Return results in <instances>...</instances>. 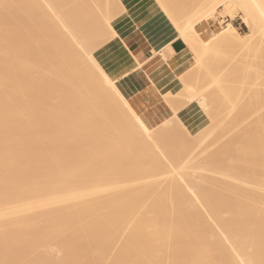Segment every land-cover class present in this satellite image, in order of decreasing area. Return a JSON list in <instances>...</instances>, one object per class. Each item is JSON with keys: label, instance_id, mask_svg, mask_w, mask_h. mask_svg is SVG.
<instances>
[{"label": "bare ground", "instance_id": "1", "mask_svg": "<svg viewBox=\"0 0 264 264\" xmlns=\"http://www.w3.org/2000/svg\"><path fill=\"white\" fill-rule=\"evenodd\" d=\"M107 1L110 3L109 0ZM113 1L114 0H111L112 4L114 3ZM228 1L230 4L239 3L245 6V0ZM155 2L158 6L157 10L164 12L176 27V35L184 39L187 44L186 47L190 43L194 45L195 48H198V45L207 41L210 42V45L214 49L228 46L232 41L231 33L237 32L235 26L229 23L228 30L216 29L214 35L204 39L202 34L198 32L196 25L189 27L185 26V24L183 25V23L178 21V15L175 9L169 8V6L163 7L164 3L170 5L177 2V4H179V1L156 0ZM185 2L183 4H185ZM105 3L108 4L105 0H0V6H4V8L2 6L3 9L7 7L12 9V12L16 10L20 12L18 13L19 17L21 15L20 18L24 15L31 23H29L31 27L29 26V29L20 39L17 36L18 34L16 35L13 30L22 27V22L16 21V19H14L15 21L9 19L6 23L7 26L5 25L6 27L0 25V143H5V145L1 144L3 147L0 149V245L3 247L8 245V248L11 244H17L18 242L24 243L25 245L26 243L28 244V242H32L34 239L33 237L37 235L35 238L38 240L36 241L37 244L35 243L37 247L34 245L35 247L33 248L39 251L37 252L35 249L32 251L36 252V254H41L39 255V259L42 257L40 260L44 261V256L46 255L45 257L49 258L50 262V256H53L55 258L59 257L58 260L62 257L61 259H69L74 263L77 261L76 258H74L76 261L70 259L73 255L69 256L70 258L65 256L67 246L72 242L66 245L64 243L65 241L63 242L62 240L76 237L75 239L79 238L83 241L81 243H84V245L85 242H87L86 245L88 244V246L85 245L86 249L92 246L95 250L94 255H96V257L100 256L101 258H99L103 260L102 255H104L106 264H119L120 260L117 259V261L115 258H122L127 255L128 260L124 261L127 262L124 263L122 261L120 262L121 264H264V226L260 227H263L262 229L259 228V222L264 220V109L260 111V109H262L261 107L258 117L249 120L248 124L254 123L253 127L247 124L248 128H254V133L249 139H247L246 136L250 133L245 135L246 131H244L242 127L239 129V133H236L238 135L237 138H240L238 139L239 143L233 142L231 139V143L233 142L235 145L234 151H230L232 153L234 152L232 155L230 154L232 165L228 163V165H231L230 169H227L225 172L223 171L225 175L222 173L223 176H220L219 183L223 181V183L227 185L224 190V200H231L234 202L235 207L223 214L227 217L228 221L219 223V219L217 220V217H215L217 213L214 212V216L211 207L203 198L209 192L208 189H212L209 185L211 181L213 182V178L211 177L212 179L210 180V176L207 177L205 176L206 173L202 174L200 172V174L198 173L199 175H196L199 177L202 174L204 178L203 176L200 179L197 177L199 179V181L197 180L199 184L197 181L195 183H190L188 181L189 179H187L188 173L189 176L190 173H192V176L193 172L195 173V169L191 172L192 168H200L201 164H204L205 167L207 163L212 160L210 159L207 163H198V165L196 161H194L195 165H192L191 163L193 162H190L191 166L189 165L188 157L187 160H184L185 162L182 161L183 158L180 157V163L175 161V163H177L175 164L174 160L170 159L173 155L171 156L170 154L169 157L167 156L169 153L173 154L175 147L173 151L170 152L172 148L170 147V149L169 146H166L164 141V138L169 136L167 130L168 126L161 125L160 128L156 129L150 120L146 119L144 115L138 113L130 105L129 101L116 84V82L127 77L131 72L140 68L141 63L136 59L135 55L127 47L124 40L117 32L114 23L115 15H113V19H111L109 15L107 16L109 12L108 9L110 10L113 5L110 3L109 5L111 7H105ZM196 3L198 6L197 9L199 10L200 8L202 11L201 13L205 17L214 15L218 10L216 7L207 9L208 0H197ZM222 3L223 2H220L219 6H221ZM194 4L192 3V5ZM145 11L146 9L144 12ZM245 12L247 14L243 17V22L250 29V34L247 35L245 41L252 42L258 36L259 28L256 20L251 17L250 13L248 11ZM108 17H110V19ZM129 24L130 23L126 26L128 27ZM126 26L125 28H127ZM120 32H122V30ZM17 41H20V46L18 47ZM94 42H96L95 45ZM236 46L238 51L241 52V56L246 60L249 58V53L255 50L253 47L247 48L243 44H236ZM257 48L259 49L257 50ZM257 48L256 50L259 52L260 49L264 51V45L261 47L258 46ZM35 52H37L36 54L38 55H34ZM262 53L263 52H261V55ZM226 58L227 61H229L230 55ZM256 63L255 59V67L256 65L259 66V63L261 66L264 65L262 64L263 62ZM254 64H252L253 67ZM116 68L121 69L122 72L120 75H117V77H114L113 72ZM257 68L259 70L261 67ZM247 70L249 73L245 80L246 84H242L243 86L241 85V87L245 89L244 92H241L242 88L241 91L239 88L241 94L240 92H238V94L236 91L238 89H233L236 83L231 84V87H233L232 90L236 91L234 94H238L241 100L244 99L245 104L248 99H261L259 98L261 96L260 92H264V77L261 76L259 71L258 73L260 75L256 72H252V70L251 74L254 73L253 75L255 77L251 75L252 77L249 80L250 71L249 69ZM263 71L260 72L262 73ZM190 85L188 87H190ZM37 86L39 89H36ZM252 88L255 90H251ZM251 91H253L254 94H252ZM213 92L216 91L213 90ZM255 93L257 96H254L256 95ZM216 96L218 97V95ZM246 96L249 98L247 97V99H245ZM262 98H264L263 95ZM43 99H47V101H45L46 103H40ZM230 100L232 99L230 98ZM212 101L211 98L209 102L212 103ZM233 101L237 100L234 99ZM216 102L215 105L219 103ZM241 103H243V101ZM222 104L223 102L221 105ZM257 104L255 103L254 107L261 105ZM232 105H229L228 108H231ZM208 107L210 111L211 106H207V108ZM218 108H216V110H218ZM213 109L211 111H213ZM246 109L245 107V111H248ZM252 109H250V111ZM232 110L233 109H231V112ZM229 112L230 111H228V113ZM50 113H56L55 117H53L57 119L58 122L57 120L52 122V117L49 122H47L48 119L43 118L44 114L48 116ZM210 114H212V112ZM222 114L224 113L222 112ZM242 123H244V121ZM118 127L130 134L128 140L121 139L122 135L117 131ZM199 132H202V130ZM201 135H203V133H199V138ZM234 135H231V137ZM219 137L222 138V134ZM235 137L236 136L232 138L235 140ZM197 140L196 138V141ZM228 140L230 139L228 138ZM202 141L198 140L197 142L202 144ZM135 142H143L144 146L135 148ZM180 143L182 142H179V144ZM197 144L198 143H193V145H196L194 147L195 149H197L199 145ZM212 145L213 144L209 145V149ZM188 147L191 146L185 148ZM198 148H201V146ZM221 149L220 151L222 152L223 148ZM37 150L39 152H37ZM72 150H74V152ZM188 150H190V148ZM205 150H208V148ZM40 151L44 152L42 153L45 154L43 156H46V160L40 161V156H38L39 160L32 157V154L35 152L42 154ZM182 151H184L183 148ZM70 152H73V154L71 153L72 155H70ZM177 152H179V150ZM199 153H202V151ZM38 154H35V156ZM215 154H209L207 156L208 160L209 156H215ZM67 155L68 159L71 156L68 165L66 162L68 161ZM219 155L220 154H217V156ZM174 156L179 157L177 155ZM52 157L53 159H51ZM147 157H158L159 161L162 160L163 169L159 167L161 171H159L160 173L158 172L160 175L157 173V177L154 175V171H151L152 168H148L147 170L145 166L146 159H148ZM204 158L206 159V157ZM225 158L227 159V157ZM189 159L192 161L191 159L194 160L195 158ZM129 162L132 166L128 168L126 165H128ZM181 162H183V164H181ZM213 163L212 165H214ZM63 165L65 168H63ZM158 165L159 163L157 166ZM236 165L237 167L241 166L243 168L254 169L255 172L254 170H250L251 172L247 171L250 174H247L245 169V171L238 172V174L237 171L239 169L237 168L238 170L235 171ZM186 166H188L190 170ZM208 167L210 168V165ZM185 169L187 171H185ZM146 170L148 172L150 170L152 175H150V172H146ZM201 170L204 172L205 168ZM80 173H82V175H79ZM214 173L215 171H213V174ZM216 173L214 175L209 173V175L211 174L216 177ZM4 174L5 176H2ZM144 174H146V176H144ZM76 175L82 177L78 178ZM101 176L104 177L102 178ZM37 178L43 180L38 181ZM215 180L217 179H214L213 183H215ZM171 181L173 183H178L180 188L182 187L181 189H183L182 192H186L184 193L185 195L188 194L186 197L189 199L185 197L188 201L186 199L181 200L183 195L179 197V193L174 195L168 192V194H166L165 191L159 192L162 187L165 189V185ZM192 183H197V187L202 185V188H199H204L203 190L207 188L208 192H204L205 194L203 195L200 189L195 187ZM212 186L215 188L214 184ZM156 188H158V190L160 189L157 194L155 192ZM161 191H163V189ZM147 192H151V197L149 195L146 201V197L142 198L144 199L142 203L136 202L138 197L134 195L139 193L144 197L145 195L148 196ZM166 202L174 205V207L176 206L177 208H175L179 209V212L180 208L185 210V208L188 209L189 207L195 210L194 213L191 211L193 214H195L196 211L202 213L205 216V220L207 219V224H211L210 226L213 228H211L212 233L206 231L207 234H210L207 236V234L204 233L205 228L201 227V225L199 228L197 224L199 221L196 222L197 218L193 220V217L191 222H196L197 226H195V228H199L198 232L202 228L203 232H200H202L203 235L206 234L207 237H202V233L198 235L200 232L197 234V231L196 234L195 231H193L192 234L189 233L191 231H186L189 234L184 233L183 227H188V224H192L189 222L190 220H186L188 219L186 218L188 215L183 218L187 210L186 213L184 211V213L182 212L181 220L176 219L178 222L173 224L172 227H169L167 224L168 218L161 219V214L158 215V213H155L156 211H153L161 210V208L163 209V205H166ZM218 206L220 208V205ZM170 207L169 209H173V207ZM103 208L108 209L102 211L101 209ZM190 209L188 210L189 215ZM178 211L176 210V212ZM163 212L165 213V211ZM171 212L173 213L172 215L176 214L173 211ZM202 214H200V216ZM176 216H178V214ZM181 216H178V219H180L179 217ZM193 216L194 218L196 217L195 215ZM169 218V221H171L170 215ZM201 221L200 224H203L204 222L201 223ZM169 223L172 225L171 222ZM192 225L194 226V224ZM209 225H207V227ZM208 229L206 228V230ZM181 236L182 241L179 243L186 240L185 243H187V248L183 243L184 248H186V250L183 249L186 256L185 254L184 256H180L179 254V258L176 256L177 254L175 251H177L179 247L182 250L183 246H178L176 245L177 243L174 244V240L176 241L179 239L178 237ZM53 237L55 239L56 237L63 238L58 242L62 241L65 246L61 244L62 242L60 243L61 245H59V243L58 245L53 243ZM75 239L72 241L75 242ZM111 241L112 244L113 242H123L126 246L132 247L135 253L133 254L132 252V254H129L128 251L130 249L129 247L126 249L124 244L120 246V244L115 245V243V246L112 245L111 248L109 245V249L107 243H111ZM216 242H219L225 250L224 260L220 259L221 256L218 255L219 253L213 254V247L210 245ZM106 244L108 252L105 251L102 253L101 251H103V249L101 247L104 245L106 246ZM209 246L212 249H210ZM76 247L78 246H74V248L71 247V249L73 250ZM258 248L262 249L260 250L261 253H259ZM2 249L4 252L7 248L4 250V248L0 247V250ZM12 249L10 251L6 250L8 253L5 252L9 254V252L13 251ZM81 249L86 253L84 248ZM100 249L102 250L100 251ZM220 249L221 248H219L218 251H220ZM254 249H257L255 254H253ZM152 250H155V252H153L155 253L154 256L149 255L150 252L152 254ZM181 250L178 252H183ZM24 251L27 250L24 248ZM32 251H29L30 256L33 254L34 256L32 257L34 259L35 257L37 258L38 256H35L36 254ZM40 252L45 255L43 254L42 256ZM79 252L77 253L79 254ZM190 252H192L191 255H189ZM216 252L214 250V253ZM21 253H23V251ZM172 254L178 257L176 258L177 260L173 259L175 257H173ZM187 254L189 256H187ZM14 255L15 254L12 253L11 256ZM213 255H217L221 262L217 260V257L216 260H214ZM25 256L26 255L21 257L22 261L28 259L29 254L28 257ZM211 256L213 257L211 258ZM5 257L3 256L4 260ZM32 257H30V259H32ZM53 257V261L56 260ZM3 258H0L2 260L0 263L2 264ZM93 259L92 257V261ZM47 260L48 259L45 260L46 264L49 262V260ZM31 261H33V259L29 261V264ZM45 261L42 263L44 264ZM59 261L62 262L61 264L69 263H66V261L63 263V260ZM78 261L74 264H78ZM114 261L116 263H114ZM20 262L19 264H21ZM80 262L81 261H79V263ZM86 263L87 260L84 264Z\"/></svg>", "mask_w": 264, "mask_h": 264}, {"label": "rangeland", "instance_id": "2", "mask_svg": "<svg viewBox=\"0 0 264 264\" xmlns=\"http://www.w3.org/2000/svg\"><path fill=\"white\" fill-rule=\"evenodd\" d=\"M108 4H104L105 5V7H111L109 4L111 3V5H113V7L112 8H110V10L108 9V13H107V16L109 15L110 17H111V19H113V15H115V17H114V19H116V18H122V17H124V16H126L127 15V8L125 7V6H123V4H122V2H123V0H116V2H115V0L113 1L114 3L112 4V2H111V0H109L110 1V3L107 1V0H105ZM149 1V4H150V6H151V8L152 7H154V10H153V13H156V11H158L157 9H158V6H157V4H156V0H148ZM176 1H179L178 3L179 4H177V2H175V3H173V4H168V3H164L163 5V7H168L169 6V8H172V9H175L176 11H177V15H178V21L179 22H181V23H183V25L185 24V26H187V27H189V26H192V25H196V28H197V30H198V32H200L201 34H202V36L204 37V39H207V38H210L212 35H214V31L216 30V29H222V30H228V28H229V23H231V24H233L234 26H235V28H236V30H237V32H233V33H231V43L228 45V46H222V47H218V48H216V49H214L211 45H210V42L209 41H207V42H204V43H202V44H200V45H198L199 47L198 48H195L194 47V45H191L190 43L188 44V46H187V48L182 52V53H180V54H178V55H176L175 56V58L171 61V63H170V66L171 67H175V66H177L179 63H181V62H183V61H185L187 58H189V57H193L192 58V62H191V64H190V66H189V68L185 71V72H183L180 76H176L175 75V80L173 81V83L172 84H170L166 89H164V92H165V99H166V101L169 103V105H170V107H171V114H168L165 118H161V119H158V120H156L155 122V124H154V127L156 128V129H158V128H160V126L161 125H167L168 126V128H167V130H168V132H169V138L168 137H165L164 138V141H165V143H166V146H169V148L171 149L170 150V152L171 151H173V148H174V152H173V154L172 153H169V154H167V156L169 157V155L171 154V156L173 155H177V156H179V157H176V156H170L171 158L170 159H173L174 160V163H175V161L177 162V163H180L179 162V160H181L180 159V157H182L183 158V160L182 161H184V160H187V157H188V161H189V165H195V162L194 161H196L197 162V165H198V163L200 164V163H207L208 161H210V159L212 160L211 162H209V163H207V165L209 164L210 165V168L207 166V168H206V166L204 167V164H201L200 165V168L198 169V168H192V170H191V172L194 170L195 171V173L193 172V176L191 175L192 173H190V176H189V173H188V177H187V179H189L188 181L191 183V182H196L197 180L199 181V179L200 178H202V176H203V178H204V175H202L203 173H206L205 174V176H207V177H209V179L211 180L212 178V180H213V182H214V179H217V180H215V183H213L212 181H211V184L213 185L214 184V186H215V188L211 185H209V187L210 188H212V189H208V191H207V188L205 189V190H203V189H201L202 188V185L200 186L199 185V187H201V188H199V187H197V183H198V181H197V183L196 184H194V183H192L195 187H197V188H199L200 189V192L204 195L205 193H207L203 198H204V200L208 203V205L211 207V210H212V213L214 214V216H215V213L214 212H216L217 213V215L215 216V217H217L216 219L218 220V221H220L219 223H225L226 221H228L227 220V217H225L223 214H225V212L226 211H228V210H230L231 208H233V207H235V204H234V202H232L231 200H224V190H225V188L227 187V185L226 184H224L223 183V181H221L220 183H219V179L221 178L220 176L222 175V173H224L225 171H227V169H230V166L232 165V162H231V155L234 153H232V152H230L231 150H233L234 151V143L233 142H238L239 143V140L238 139H240V138H237L238 137V135L236 134V133H239L238 131H239V129L242 127V128H244V131H246V133H245V135H247V133H250V134H248L247 136H246V138L247 139H249L252 135H253V133H254V128H252L251 129V127L250 128H248L247 127V124H248V122H249V120H253L252 118H257L258 117V115H259V109L262 107V109H260V111H262L263 109H264V98H262V95H263V97H264V92L262 93V92H260V97L259 98H261V99H254L253 98V100H251V99H248V100H246L245 102H246V104L244 103V99L243 100H241L239 97V93L238 92H240L241 91V85L242 84H246V77H247V75H248V70L247 69H249V71H250V77H249V80H250V78L252 77L251 75H253V74H251V71L252 72H256L257 74H261V76L262 77H264L263 76V68H264V65L263 66H261V64L259 63V62H263L262 64H264V51L262 50V49H260V52L259 51H257L259 48H257L258 46L259 47H261V46H263L264 45V0H245V6H242V4H239V3H236V4H230V2L228 1V0H208V3H207V9H211V8H213V7H216L218 10L215 12V14L214 15H212V16H209V17H205L201 12V10H200V8H199V10L197 9L198 8V6L196 5L197 3V0H184V1H182L181 0V2H180V0H176ZM186 1V2H185ZM194 1H195V4H194ZM207 1V0H206ZM225 1V2H224ZM126 2V5H128V3H131V0H126L125 1ZM185 2V4H183ZM220 2H223L222 3V5L221 6H219V4H220ZM192 3L194 4V5H192ZM226 5V6H225ZM3 6V5H2ZM2 6H0V25H4V27H6L7 26V22L9 21V19H11V20H13V21H15L14 19H16V21H19V22H22L21 24H23V25H21L22 27H19V28H16L15 30H13V32L15 31V34L19 37V39H20V37L22 36V35H24V33L29 29V26L31 27V23H30V21H28L29 19L27 18V17H24V15H23V19H25V20H23L22 18H20L21 17V15H20V17L18 16V13H20V12H17L16 10V12L15 11H11L12 9H10V8H5V9H3L4 8V6H3V8H2ZM170 6H172V7H170ZM192 6V7H191ZM196 6V7H195ZM228 6V7H227ZM2 8V9H1ZM153 9V8H152ZM246 9V10H245ZM178 10H180V11H178ZM11 11V12H10ZM245 11H248L249 13H250V15H251V17L254 19V20H256V22H257V24H258V28H259V33H258V36L256 37V39H254V41H252V42H249V41H245V38L247 37V35L248 34H250V29L246 26V24L243 22V17H245L246 16V12ZM161 13L160 14H163V16L164 17H160V19L159 20H156V19H158V17L156 18V19H154L153 20V22H155V25H160L161 27H162V29H164V30H167V31H174V32H176L177 31V29H176V27L174 26V28L172 27V25L170 24V19H169V17L164 13V12H162V11H160ZM179 12H181V13H179ZM167 17H166V16ZM9 17V18H8ZM19 17V18H18ZM110 17H108L109 19H110ZM27 18V19H26ZM4 20V22H3V20ZM8 20V21H7ZM21 20V21H20ZM27 21V22H26ZM152 22V23H153ZM203 22H210V23H212L213 24V31H210V33H209V35H206L204 32L202 33V29H201V26H200V24L201 23H203ZM30 23V24H29ZM172 23V22H171ZM173 24V23H172ZM6 25V26H5ZM182 25V24H181ZM200 27V28H199ZM11 28V27H10ZM12 29V28H11ZM9 30V29H8ZM17 30V31H16ZM16 32H18V33H16ZM177 34V33H176ZM95 43L96 42H94V45H95ZM17 47L18 46H20V41H17ZM196 44V43H195ZM236 44H243L245 47H247V48H249V47H253L255 50H253L251 53H253V54H251V53H249V58L246 60V59H244V57L243 56H241L242 54H241V52L240 51H238V48H237V46H236ZM257 46V47H256ZM256 48H257V50H256ZM252 49V48H251ZM238 52H237V51ZM261 52H263L262 53V55H261ZM37 52H35V54L34 55H38V54H36ZM258 56H257V55ZM32 55H33V53H32ZM228 55H230V59H228L229 61H227V56ZM261 55V56H260ZM30 57H32V56H30ZM256 59V64H258L259 63V66L258 65H256V67H255V59ZM263 58V59H262ZM261 59H262V61H261ZM253 60H254V62H253ZM241 61V62H240ZM243 62H244V64H243ZM250 63V64H249ZM252 64H254V67H253V65ZM247 67V68H246ZM248 67H250V68H248ZM257 67H261V68H259V70H258V68ZM244 68V69H243ZM164 69V67L162 66L155 74H158V73H160L162 70ZM241 69H242V71H241ZM262 69V70H261ZM136 71V70H135ZM134 71V72H135ZM258 71H259V73H258ZM260 71H263L262 73L260 72ZM121 69H119V68H116L115 69V71L113 72V76L114 77H117V75H120L121 74ZM131 73H133V72H131ZM130 73V74H131ZM129 74V75H130ZM259 74V75H260ZM254 76V75H253ZM255 77V76H254ZM254 79V78H253ZM238 80V81H237ZM241 80V81H240ZM21 82H22V80H21ZM118 82H116V84H117ZM234 83H236L235 85H234V88L233 87H231L232 85L231 84H234ZM13 84H15V83H13ZM190 85V87H188L189 85ZM230 84V85H229ZM118 85V84H117ZM215 85V86H214ZM229 85V86H228ZM214 86V87H213ZM243 86V85H242ZM229 87H231V88H229ZM245 87V86H244ZM215 88V89H214ZM232 88L233 89H235V88H237L238 90H236L237 91V93L238 94H234V93H236V91L234 92L233 90H232ZM239 88H240V91H239ZM36 89H39L38 88V86H37V88ZM196 89V90H195ZM214 91H216V92H213V90ZM217 89V90H216ZM194 90V91H193ZM212 90V91H211ZM223 90H225V91H223ZM251 90H255L254 88H252ZM36 91V90H35ZM245 91V89L244 88H242V91L241 92H244ZM253 91H251L252 92V94H254V92ZM261 91V90H260ZM241 92H240V94H241ZM256 92V91H255ZM216 93V94H215ZM211 94H213V95H211ZM219 94H221V95H219ZM251 94V95H252ZM256 94V93H255ZM216 95H218V97L216 96ZM236 95V96H235ZM237 95H238V97H237ZM213 96V97H212ZM224 98H223V97ZM254 96H257V94L256 95H254ZM217 97V98H216ZM220 97V98H219ZM222 97V98H221ZM227 97V98H226ZM228 97H230L232 100H230V98H228ZM236 97V98H235ZM247 97L248 96H246V98L245 99H247ZM211 98H212V100L214 101H212V103L211 102H209V101H211ZM249 98V97H248ZM250 98H252V97H250ZM220 99V100H219ZM224 99H226V100H224ZM237 100V101H233V100ZM228 100V101H227ZM230 100V101H229ZM256 100V101H255ZM40 101V100H39ZM45 101H47V99H43L40 103H43V102H45ZM219 102V103H217V102ZM223 102V104L221 105V103ZM234 103H233V102ZM240 101V102H239ZM243 101V103H241ZM253 101V102H252ZM215 102L217 103L216 105H215ZM226 102V103H225ZM228 102V103H227ZM257 102H258V104H261L260 106H255L254 107V105H255V103L257 104ZM46 103V102H45ZM44 103V104H45ZM236 103V104H235ZM252 103V104H251ZM207 104V105H206ZM210 104V105H209ZM220 104V105H219ZM233 104V105H232ZM238 104V105H237ZM248 104V105H247ZM250 104H251V106H250ZM257 104V105H258ZM231 106L232 105V107L231 108H228V106ZM243 105H244V107H243ZM207 106H211L210 107V111H209V107L207 108ZM213 106V107H212ZM223 106V107H222ZM219 107V108H218ZM235 107V108H234ZM243 107V108H242ZM245 107L247 108L246 110H248L249 111V113H248V111H245ZM257 107V108H256ZM214 108V109H213ZM216 108H218V110H216ZM253 108V109H252ZM213 109V111H211ZM226 109V110H225ZM229 109V110H228ZM231 109H233L232 110V112H231ZM237 109V110H236ZM240 109H241V112H240ZM250 109H252L251 111H250ZM221 110V111H220ZM225 110V111H224ZM254 110V111H253ZM258 110V111H257ZM216 113H215V112ZM228 111H230L229 113H228ZM212 112V114H210ZM222 112L224 113V114H222ZM240 112V113H239ZM214 113V114H213ZM244 113V114H243ZM218 114H220V115H218ZM52 115V116H51ZM55 115H56V113H53V114H48V116L47 115H43V118L44 119H48V121L47 122H49V120H50V118H51V121L53 122H55V120H57V119H55L54 117H55ZM244 115H246V116H244ZM257 115V116H256ZM54 116V117H53ZM240 116V117H239ZM242 116V117H241ZM47 117V118H46ZM49 117V118H48ZM229 117V118H228ZM53 118H54V120H53ZM234 118V119H233ZM241 118H242V121H241ZM246 118H247V120H246ZM232 119V120H231ZM245 119V120H244ZM255 119H254V121H255ZM44 121H46V120H44ZM50 121V122H51ZM244 121V123H242ZM247 121V122H246ZM57 122H58V120H57ZM241 122V123H240ZM251 122V121H250ZM224 123V124H223ZM232 123V124H231ZM235 123V124H234ZM254 124V123H253ZM253 124L251 123V124H248V126L249 125H252V127H253ZM228 125H230V126H228ZM246 125V126H245ZM220 127V128H219ZM206 130H205V129ZM218 130H217V129ZM232 128V129H231ZM235 128V129H234ZM124 129V128H123ZM204 129V130H203ZM215 129V130H214ZM230 129V130H229ZM234 129V130H233ZM200 130H202V132H199ZM208 130V131H207ZM221 130V131H220ZM117 131H119V134L120 135H122V137H121V139H123V140H128L129 139V137H130V134L129 133H127L126 131H123L122 129H120L119 127H118V130ZM204 131V132H203ZM228 131V132H227ZM243 131V132H244ZM250 131V132H249ZM197 132H199V133H203V135L205 136H203V135H201V137L199 138V133H197ZM234 133H235V135H234ZM221 134H222V138L221 137H219V136H221ZM208 135V136H207ZM214 135V136H213ZM224 135V136H223ZM228 135V136H227ZM230 135V136H229ZM231 135H234V136H236L235 137V140H234V138H232V137H234V136H232L231 137ZM210 136V137H209ZM213 136V137H212ZM195 137V138H194ZM226 137H228L230 140H228V138H226ZM168 138V139H167ZM196 138L199 140V141H202L201 143L202 144H200V142H197L196 141ZM209 138V139H208ZM237 138V139H236ZM231 139H232V143H231ZM219 140H221V141H219ZM228 140V141H227ZM238 140V141H237ZM179 142H182V143H180L179 144ZM191 142V143H190ZM164 143V144H165ZM188 143V144H187ZM193 143H198L197 145V149H195L194 147L196 146V145H193ZM235 143V144H236ZM1 144H3V145H5V143H0V149H1V147H3ZM179 144V145H178ZM182 144V145H181ZM204 144H205V146H204ZM211 144H213L212 146H210L211 148L209 149V145H211ZM222 144V145H221ZM135 148H138V147H141V146H144V143L143 142H135ZM216 145V146H215ZM187 146H191V147H188V148H185V147H187ZM199 146H201V148H198ZM203 146V147H202ZM206 146H208V147H206ZM221 146V147H220ZM233 146V147H232ZM177 147H179V148H177ZM181 147V148H180ZM225 147V148H224ZM182 148L184 149V151H185V153H184V151H182ZM190 148V150H192V151H190V150H188ZM193 148H194V151H193ZM204 148V149H203ZM208 148V150H205V149H207ZM215 148V149H214ZM218 148H219V150H218ZM221 148H223V151L221 152L220 151V149ZM187 149V150H186ZM199 149V150H198ZM214 149V150H213ZM179 150V152H177ZM180 150H181V152H180ZM197 150V151H196ZM215 150H216V152H215ZM222 150V149H221ZM229 150V151H228ZM73 152H74V150H72ZM189 151V152H188ZM201 152L202 151V153L204 154H202V153H199V152ZM212 151V152H211ZM226 151V152H225ZM37 152H39L38 150H37ZM37 152H35L34 154H32V157L35 159L36 158V160H39L40 159V161L41 160H46L47 158H46V156H43V155H45V154H43L44 152L43 151H40L42 154H38ZM73 152H70L69 154L70 155H72L73 154ZM193 152V153H192ZM211 152V153H210ZM217 153V154H220L219 156H217V154H215V153ZM72 153V154H71ZM166 153H168V152H166ZM187 153V154H186ZM191 153V154H190ZM200 155H199V154ZM206 153H207V155H206ZM215 154V156L213 155V156H209V160H208V158H207V156L209 155V154ZM222 153V154H221ZM35 154H38V155H36L35 156ZM68 154V155H69ZM180 154V155H179ZM184 154H185V156H186V158H185V156H184ZM188 154H190V155H188ZM231 154V155H230ZM68 155H67V160L68 161H66L67 162V165H68V163L70 162V160L69 159H71V156H70V158L68 159ZM182 155V156H181ZM195 155V156H194ZM224 155V156H223ZM38 156H40L41 158H39L38 159ZM184 156V157H183ZM190 156V157H189ZM193 156V157H192ZM198 156V157H197ZM217 156V157H216ZM45 159H44V158ZM204 157H206V159L204 158ZM225 157H227V159L225 158ZM30 158V157H29ZM32 158V159H33ZM148 158V157H147ZM189 158H195L194 160L193 159H191L192 161H190V159ZM200 158V159H199ZM202 158V159H201ZM214 158H215V160H214ZM219 158H220V160H219ZM223 158V159H222ZM31 159V158H30ZM50 159V158H49ZM51 159H53V157L51 158ZM159 158L158 157H150V158H148V159H146V162H145V166H146V168H147V170H148V168L150 169V168H155L154 170H152L151 169V171L154 173V175L156 176L157 175V173L159 172V171H161V170H159V167H162V169H163V163L161 162V161H159L158 160ZM178 159V160H177ZM197 159V160H196ZM144 160V159H143ZM201 160V161H200ZM204 160V161H203ZM148 161V162H147ZM172 161V160H171ZM188 161H186V162H188ZM199 161V162H198ZM66 162H65V164H66ZM159 163V165L157 166V164ZM185 162V161H184ZM190 162H193V163H191L190 164ZM213 162H215V163H213ZM221 162V163H220ZM223 162V163H222ZM226 162V163H225ZM177 163H175V164H177ZM212 163L214 164V165H212ZM228 163L229 164H231V165H228ZM64 164V165H65ZM143 164H144V162H143ZM149 164H151L152 166H154V165H156V166H154V167H152L151 165H149ZM181 164H183V162H181ZM186 164V163H185ZM184 164V165H185ZM226 164H227V166H226ZM63 165V166H64ZM66 165V166H67ZM129 165V166H128ZM128 165H126L128 168L129 167H131L132 166V164L129 162L128 163ZM183 165V166H184ZM188 165V164H187ZM191 165V166H192ZM215 165H216V167H215ZM220 165V166H219ZM125 166V167H126ZM204 167L205 168V170H204V172L201 170V169H204V168H202V167ZM212 166H214V167H212ZM220 168H219V167ZM187 168H188V166H186ZM190 167V166H189ZM222 167V168H221ZM229 167V168H228ZM63 168H65V166L63 167ZM184 168H185V166H184ZM186 168V169H187ZM210 170H209V169ZM239 170H238V169ZM185 169V171H187ZM189 170H190V168H188ZM196 169H198V170H196ZM206 169H207V171H206ZM245 169H246V171H245ZM146 170V172H148ZM208 170H209V172H208ZM238 170V171H237ZM252 171V170H254V169H251V168H243V167H241V166H238L237 167V165H236V169H235V171H237V173L239 172H242V171H245L247 174H250V173H248L247 171ZM151 171L149 170V172L151 173ZM212 171V172H211ZM213 171H215V173H216V177H214V176H212L211 174H213ZM224 171V172H223ZM250 171V172H251ZM148 172V173H149ZM163 172V171H162ZM190 172V171H189ZM197 172V173H196ZM200 172L202 173L199 177H198V175L200 174ZM254 172H255V170H254ZM148 173H146V174H148ZM156 173V174H155ZM160 173V172H159ZM158 173V174H159ZM199 173V174H198ZM209 173H211L210 175H209ZM214 173V174H215ZM238 173V174H239ZM244 173V172H243ZM146 174H144V176H146ZM194 174H195V177L197 178H195L194 177ZM196 174H198V175H196ZM213 174V175H214ZM79 175H82V173H80ZM150 175H152V173L150 174ZM150 175H148V176H150ZM153 175V176H154ZM160 175V174H159ZM223 175H225V173L223 174ZM222 175V176H223ZM2 176H5V174L4 175H2ZM7 176V175H6ZM158 176V175H157ZM156 176V177H157ZM38 177H40V176H38ZM76 177H78V175H76ZM79 177H82V176H79ZM78 177V178H79ZM98 177V176H97ZM102 177V176H101ZM104 177V176H103ZM102 177V178H103ZM194 177V178H193ZM212 177V178H211ZM40 178H43V177H40ZM98 178H100V177H98ZM223 178V177H222ZM38 179V178H37ZM191 179V180H190ZM208 179V178H207ZM41 180H43V179H38V181H41ZM178 183H176V182H170V183H168V184H166V185H168V186H166L165 185V189H164V187H162L161 188V190L163 189V191H161L160 189V191L158 190V188H156V190H155V192H156V194L157 193H161V192H166V194H168V193H170V194H180L179 195V197H181V195H183V198H181V200L182 199H189L188 197H186V195L188 196V194H184V193H186V192H182L183 191V189H181L180 188V185L178 184ZM199 184V183H198ZM168 187V188H167ZM208 187V186H207ZM149 188V187H148ZM152 188V187H151ZM153 189V188H152ZM155 189V188H154ZM151 190V189H150ZM202 190V191H201ZM149 191V190H148ZM159 191V192H158ZM154 192V191H153ZM168 192V193H167ZM205 192V193H204ZM150 193L151 192H147V194H148V196H141V194H139V193H137V194H139V195H134L135 197H138L136 200V202H139V203H142V202H144V199H142V198H145V201H146V199L149 197V195H150ZM155 194V193H154ZM165 194V193H164ZM185 195V196H184ZM150 197H151V195H150ZM186 197V198H185ZM140 198V199H139ZM3 199V198H2ZM186 199V200H187ZM139 200H141V201H139ZM2 201V200H1ZM188 201V200H187ZM214 202V203H213ZM169 202H166V205L164 204L163 205V209L161 208V210H153V211H156L155 213H158V215L159 214H161V216H159V217H161V219H166V218H168V225H169V227H172L173 226V224H175L176 222H178L177 220H181L182 219V214L185 212L186 213V210H187V213H186V215H183V218L185 217V216H187L186 218H188V219H186L187 221H189V222H191L192 221V217H193V220H196V218H197V220H196V222H198L199 221V223H197L198 224V226H199V228H200V225H201V227H204L205 228V230H204V233H206V231H208V233H210L212 230H211V228H212V226H210L209 224H207V219L205 220V216L202 214V213H200L199 211H196L195 212V214H193L194 213V209H190L189 207H188V209H186L185 208V210H183V209H181L180 208V212H181V214H180V212L178 211L179 209H176L175 207H174V205H172V204H168ZM219 203V204H218ZM218 205H220V208H219V206ZM173 207V209L171 208V207ZM169 207L172 209H169ZM169 210H168V209ZM175 208V209H174ZM179 208V207H178ZM105 209L106 208H103V209H101L102 211H105ZM108 209V208H107ZM106 209V210H107ZM159 209V208H158ZM190 209V215H189V213H188V210ZM220 209V210H219ZM176 210L178 211V212H176ZM152 211V212H153ZM163 211H165V213L163 212ZM168 211V212H167ZM171 211H173V212H175L174 214L175 215H172L173 213L171 212ZM184 211V212H183ZM191 211H193V213L191 212ZM160 212V213H159ZM163 212V213H162ZM167 212V213H166ZM183 212V213H182ZM154 213V212H153ZM152 213V214H153ZM163 214V215H162ZM166 214V215H165ZM170 215V217H171V221H169L170 220V218H169V215ZM178 214V216H181V217H179L180 219H178V216H176ZM180 214V215H179ZM195 215L196 217L194 218V216L193 215ZM200 214H202L201 216H200ZM165 215V216H164ZM168 215V216H167ZM174 217H175V220H174ZM199 217H200V219H199ZM177 219V220H176ZM174 220V221H173ZM202 220V221H201ZM200 221H201V223L202 222H204L205 223V226H204V223L203 224H200ZM169 222H171L172 223V225L169 223ZM196 222L195 223H193V222H191L192 224H194V226L192 225V224H188L189 226V228L188 227H186V226H184L183 228V231H184V233H186V234H192V232L193 231H195V234H196V231H197V234L200 232V231H202L203 229L201 228L200 230H199V232H198V229H197V227L195 228V226H197V224H196ZM196 224V225H195ZM209 225L208 227H207V225ZM192 225V226H191ZM258 225V224H257ZM261 226H264V220H262V221H260L259 222V228L261 227ZM194 229H193V228ZM186 228V229H185ZM206 228L208 229V230H206ZM263 228V227H262ZM262 228H260V229H262ZM191 229V230H190ZM195 229H197V230H195ZM213 229V228H212ZM189 232V231H191V232H189V233H187V232ZM203 232V231H202ZM202 232H200L198 235H200ZM212 233V232H211ZM207 234V233H206ZM206 234H204L203 235V233H202V237H207L208 235H210V234H207V236H206ZM36 236L37 235H35L33 238V243L32 242H28V244L26 243L25 245L27 246V248H26V246L24 245V243H17V244H11V246H9V248H8V245H5L4 247L3 246H1L0 245V247L1 248H4V250L6 249V250H8V251H10L12 248V250L13 251H11V252H9V254H7L5 251L3 252V249L2 250H0V258L2 259L3 258V256L5 257V255H6V257H8V258H6L5 257V260H4V258H3V264H6V262H7V264H16V262H17V264H19V262L21 263V264H29V261L30 260H32L33 259V261H31L30 262V264H36V262H37V264H43L42 262H44L46 259H48L49 260V262H50V259L49 258H46L45 256V254L44 253H42V252H40V253H42V256H43V254L45 255L44 256V261L43 260H40L39 259V255H41V254H36V252H33L32 250H36L37 251V249L36 248H33V247H37V243H36V241H38L37 239H35L36 238ZM58 238H60V239H58ZM56 237V239L53 237L52 239H53V241H52V239H51V241L53 242V243H55V244H57L58 245V243H59V245H63L64 243L67 245L68 243H71V244H68V246H67V251L69 252H67L66 250V255L65 254H62V255H65V256H67V257H69V256H75V257H69L70 259H72L73 261H81L80 263H82V264H84L85 262H86V260H87V263L88 264H104L105 262H106V259H104L105 257H104V255H102V253H104L105 251H107L108 250V248H109V245H110V248H111V246L112 245H114L115 243V245H117V244H120V246L121 245H123L124 244V246H126V244L125 243H120V242H113V244H112V241H111V243L110 242H108L107 244H108V248H107V244H106V246L104 245L103 247H101L102 249H103V251H101L102 249H100V251L102 252H100L101 253V255L103 256L102 258H103V260H101L99 257H96V255H94L95 254V250L92 248V246H90V247H88V249H86V246H88V244L86 245V243L87 242H85V245H84V243H81V242H83L82 240H80L79 238H77V239H75L76 237H73V239L71 238V240H70V238H68V237H66V238H68V239H66V240H62V241H60V242H58L59 240H61V239H63V238H61V237ZM179 239H177L176 241L174 240V244H176V245H178V246H180L181 245V247L183 246V248H182V250H181V248L179 247L178 249H177V251H175V253L177 254L176 256H178L179 254H180V256H184V254H185V256H186V253H185V251L183 250V249H185L186 250V248H187V243H185L186 242V240L184 241V242H182V243H179V242H181L182 241V236L181 237H178ZM65 239V238H64ZM75 239V242L74 241H72V240H74ZM56 241V242H55ZM69 241V242H68ZM62 242V243H61ZM78 242V243H77ZM36 243V244H35ZM61 243V244H60ZM183 243H184V245L186 246V248H184V245H183ZM33 244V245H32ZM65 244H64V246H65ZM72 244H73V246H72ZM76 244V245H75ZM13 245H15V246H13ZM22 245V246H21ZM35 245V246H34ZM71 245V246H70ZM114 245V246H115ZM218 245V246H217ZM30 246V247H29ZM70 246V247H69ZM74 246H78V247H76V248H78V249H71V247L72 248H74ZM82 246V247H81ZM119 246V245H118ZM177 246V247H178ZM210 246H212L213 247V249L210 247ZM209 246V248L210 249H212V251H213V254H218L219 256H221V258L220 259H223L224 258V256H225V250L223 249V247L221 246V244L219 243V242H216V243H213V244H211ZM6 247V248H5ZM21 247V248H20ZM25 248V250H27V251H24V248ZM84 248L85 249V251H86V253H88V254H86L85 252H84V250L83 249H81V248ZM105 247H106V249H105ZM129 247V251H128V253L130 254H132V252H133V254L135 253V251H133L134 249L132 248V247H130V246H126V249ZM11 248V249H10ZM90 248H92V249H90ZM109 248V249H110ZM132 248V249H131ZM219 248H221L220 249V251H218L219 250ZM10 249V250H9ZM19 249H21L22 251H23V253H21L22 251L21 250H19ZM65 249V248H64ZM80 249V250H79ZM157 249V248H156ZM259 249V253H261V251L260 250H262V249H260V248H258ZM18 250V251H17ZM72 250V251H71ZM75 250V251H74ZM93 250V251H92ZM132 250V251H131ZM180 250L181 251H183V252H181V253H179L180 252ZM214 250H215V252L216 253H214ZM257 250V249H256ZM255 249H254V251H253V254H255V251H256ZM21 251V252H20ZM29 251H32L34 254H36L35 256H38L37 258L35 257V259L32 257V256H34L33 254H31V256H30V252ZM39 251V250H38ZM37 251V252H38ZM79 252V251H81V252H79V254H81V255H79L77 252ZM179 251V252H178ZM2 252H3V254H2ZM20 252V253H19ZM28 252V253H27ZM74 252V253H73ZM84 252V253H83ZM92 252H94V253H91ZM108 252V251H107ZM153 252H155V250H152V254H151V252H150V254L149 255H152V256H154V254L155 253H153ZM5 253V254H4ZM12 253L13 254H15L14 256H11L12 255ZM26 253V254H25ZM71 253H73V254H71ZM76 253H77V255H78V257H77V255H76ZM99 253V254H100ZM188 253H189V251H188ZM191 253L192 252H190V254L189 255H191ZM257 253H258V251H257ZM256 253V254H257ZM28 254H29V257H28ZM69 254H71V255H69ZM75 254V255H74ZM107 254V253H106ZM105 254V255H106ZM24 255H26L25 257H28V259H26L25 261H22V256H24ZM61 255V256H62ZM85 255V256H84ZM97 258H95L94 256ZM170 255V254H169ZM173 255V257H175V258H173V259H176V258H180V256H178V257H176L175 256V254H172ZM188 254H187V256H189ZM80 256H81V259H80ZM94 258L93 259V261L95 262H93L92 261V257ZM98 256V255H97ZM214 256V257H213ZM213 256H211V258L213 257L214 258V260H216V257H217V260H219L220 262H221V260L220 259H218L219 257L216 255H213ZM254 256V255H253ZM256 256V255H255ZM257 256H258V254H257ZM10 257H14V258H10ZM24 257V258H25ZM30 257H32V259H30ZM51 257V262L49 263V262H47V264H61L62 262H60L59 260H63V263H65V261H66V263L67 262H69L70 264H74V263H76V262H74V263H72L71 262V260H67V259H59L58 260V258L56 257H53V256H50ZM52 257L53 258H55L56 260H58V261H56V260H54L53 261V259H52ZM64 257V256H63ZM66 257V258H67ZM83 257V258H82ZM86 257H87V259H86ZM167 257V256H166ZM65 258V257H64ZM74 258H76V260H74ZM79 258V259H78ZM89 258V259H88ZM124 258V259H123ZM126 258V259H125ZM128 258V255L127 256H123L122 258H120V257H116L115 259L117 260H120V262H124L125 260H128L127 259ZM165 258V257H164ZM169 258H170V256H169ZM0 259V262H2V260ZM84 260V262H83V260ZM86 259V260H85ZM114 259V260H115ZM172 259V258H171ZM24 260V259H23ZM28 260V261H27ZM47 260V261H48ZM95 260H97L98 262H101V263H98L97 261H95ZM101 260V261H100ZM105 260V261H104ZM115 260V261H116ZM117 260V261H118ZM177 260V259H176ZM224 260V259H223ZM222 260V261H223ZM39 261V262H38ZM79 261H78V264H80L79 263ZM89 261V262H88ZM114 261V263H116ZM92 262V263H91ZM119 262V264H121ZM127 262V261H126ZM126 262H124V263H126ZM69 263H67V264H69ZM86 263V264H87ZM118 263V262H117ZM123 263V264H124ZM0 264H2V263H0ZM44 264H46V261H45V263ZM106 264V263H105ZM146 264V263H145Z\"/></svg>", "mask_w": 264, "mask_h": 264}, {"label": "crops", "instance_id": "3", "mask_svg": "<svg viewBox=\"0 0 264 264\" xmlns=\"http://www.w3.org/2000/svg\"><path fill=\"white\" fill-rule=\"evenodd\" d=\"M125 1L123 0L122 4L127 8V15L114 19V23L120 37L141 63V66L135 72L118 81L117 84L130 105L152 124H155L156 120L165 118L172 111L164 98V89L173 83L175 75L180 76L189 68L193 57L187 58L174 68L171 67L170 63L175 56L187 48L184 39L176 35L177 31L170 32L162 29L160 25H155L153 20L157 17L156 20H159L164 16L160 14V10L153 13L154 7L151 8L148 0H131L128 5ZM143 6L146 9L145 12ZM127 22L130 23L128 27L126 26ZM169 22L174 28L171 21ZM200 26L202 33L204 32L206 35L213 31V24L210 22H203ZM121 30L122 32H120ZM162 66L164 69L155 74Z\"/></svg>", "mask_w": 264, "mask_h": 264}]
</instances>
